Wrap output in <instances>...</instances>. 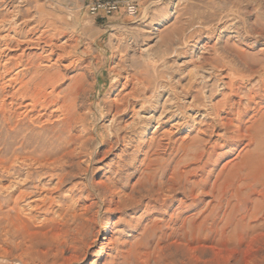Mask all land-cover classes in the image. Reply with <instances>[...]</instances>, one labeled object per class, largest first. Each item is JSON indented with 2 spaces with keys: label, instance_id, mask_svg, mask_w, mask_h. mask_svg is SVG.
<instances>
[{
  "label": "rangeland",
  "instance_id": "rangeland-1",
  "mask_svg": "<svg viewBox=\"0 0 264 264\" xmlns=\"http://www.w3.org/2000/svg\"><path fill=\"white\" fill-rule=\"evenodd\" d=\"M87 4L0 0V264H264V0ZM43 76L65 124L34 120Z\"/></svg>",
  "mask_w": 264,
  "mask_h": 264
},
{
  "label": "bare ground",
  "instance_id": "bare-ground-1",
  "mask_svg": "<svg viewBox=\"0 0 264 264\" xmlns=\"http://www.w3.org/2000/svg\"><path fill=\"white\" fill-rule=\"evenodd\" d=\"M26 35H27V39L30 40L31 39V34H30L29 31H27ZM63 39H65V38L63 37ZM62 41L63 42H62V45H61V44H59L58 41L54 40L51 37L46 36L45 35V32H41L40 44L42 45V47L41 46H38V47H40L39 49L41 50V54L39 56H40V60L45 65L44 68L47 69V68H50L52 65L58 64V61L60 59L62 60V57H63L62 55L65 54V53H67L66 52V47L67 46L65 44V40H62ZM29 42L30 41L25 40L24 41V44H27ZM21 44L19 42H17L16 43V49H19L20 46H21ZM53 57H55V61L54 62H53ZM124 83H126V82H124ZM39 86H40L39 110L38 111H35L36 114H35V119L34 120L36 122L39 121V123H41L43 125H45V124H51L52 122H57V123L62 122V124H65L73 116V113H74L73 112V109H74V99H72V102L68 103L67 102V98H65V99L60 98L58 96V94L56 93L58 87L53 82V79L50 78V77L43 76V78H41V82H40V85ZM123 90L126 91L125 88ZM135 93H136V88L134 86H131L129 92L124 94V96L122 98V104L121 105H115V108L113 110L114 111L120 110V112L127 111V109H128V101H127V98L126 97L127 96L128 97L129 96H133ZM71 98H72V96H71ZM60 101H61V104H60ZM142 109H143V107H142ZM32 113L33 112L31 111V114ZM142 117H144V116H142ZM151 133H152V131L147 130L142 135V138L143 137H147ZM29 161H30V157H28L27 159H25L21 164L22 165H25V166H29V165L26 164V162H29ZM11 169H12V167L10 166V168L6 170L5 174L8 175L9 174V171ZM15 185H17V183H15ZM7 186L8 187L0 186V191L2 193L9 191L10 190V186L9 185H7ZM26 196L27 195L20 194L18 198H19L20 201H24V199L26 198ZM16 202H18V201H16ZM19 204H21V203H19ZM261 221H263V220H261ZM108 232H109V227L108 226H105V228L102 230V239L99 241V243L97 245V249H98L97 250V254H96V259L97 260L102 259L103 256H104V246H106V242L105 241H106V238L108 236Z\"/></svg>",
  "mask_w": 264,
  "mask_h": 264
},
{
  "label": "built area",
  "instance_id": "built-area-1",
  "mask_svg": "<svg viewBox=\"0 0 264 264\" xmlns=\"http://www.w3.org/2000/svg\"><path fill=\"white\" fill-rule=\"evenodd\" d=\"M87 10L95 17L108 18L119 12L129 17L137 14L136 0H88Z\"/></svg>",
  "mask_w": 264,
  "mask_h": 264
}]
</instances>
